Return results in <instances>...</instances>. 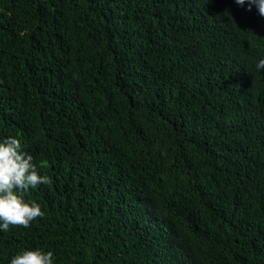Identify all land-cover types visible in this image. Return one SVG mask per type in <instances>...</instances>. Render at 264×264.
I'll use <instances>...</instances> for the list:
<instances>
[{
    "label": "trees",
    "instance_id": "obj_1",
    "mask_svg": "<svg viewBox=\"0 0 264 264\" xmlns=\"http://www.w3.org/2000/svg\"><path fill=\"white\" fill-rule=\"evenodd\" d=\"M264 17L235 0H0V142L45 213L0 264H264Z\"/></svg>",
    "mask_w": 264,
    "mask_h": 264
},
{
    "label": "clouds",
    "instance_id": "obj_2",
    "mask_svg": "<svg viewBox=\"0 0 264 264\" xmlns=\"http://www.w3.org/2000/svg\"><path fill=\"white\" fill-rule=\"evenodd\" d=\"M248 10L254 5L260 16L264 17V0H235ZM257 69H264V59L259 60ZM22 142L9 136L0 142V230L7 232L10 226L28 228L33 220L43 217L41 205L35 201H26L25 193L40 184H50L48 176H40ZM53 252L42 249L26 250L11 259L10 264H53Z\"/></svg>",
    "mask_w": 264,
    "mask_h": 264
}]
</instances>
